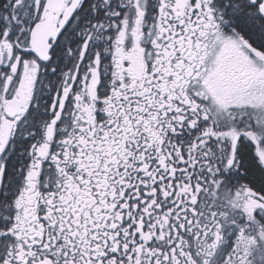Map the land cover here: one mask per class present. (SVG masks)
<instances>
[{"label":"snow or ice","instance_id":"1","mask_svg":"<svg viewBox=\"0 0 264 264\" xmlns=\"http://www.w3.org/2000/svg\"><path fill=\"white\" fill-rule=\"evenodd\" d=\"M0 264H264V0H0Z\"/></svg>","mask_w":264,"mask_h":264}]
</instances>
